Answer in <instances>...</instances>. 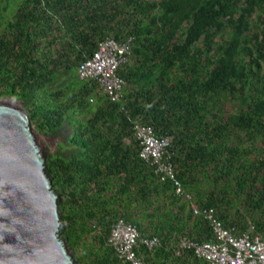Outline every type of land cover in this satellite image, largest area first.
Instances as JSON below:
<instances>
[{"label": "trees", "instance_id": "obj_1", "mask_svg": "<svg viewBox=\"0 0 264 264\" xmlns=\"http://www.w3.org/2000/svg\"><path fill=\"white\" fill-rule=\"evenodd\" d=\"M17 4L0 15V102L21 103L40 135L70 133L47 163L79 264H130L109 242L121 221L137 229L144 264H208L182 249L217 243L195 209L264 239V0ZM130 38L118 100L81 80L102 42ZM139 126L171 139L175 180L142 158Z\"/></svg>", "mask_w": 264, "mask_h": 264}, {"label": "water", "instance_id": "obj_2", "mask_svg": "<svg viewBox=\"0 0 264 264\" xmlns=\"http://www.w3.org/2000/svg\"><path fill=\"white\" fill-rule=\"evenodd\" d=\"M0 102V264H79L29 114Z\"/></svg>", "mask_w": 264, "mask_h": 264}, {"label": "built area", "instance_id": "obj_3", "mask_svg": "<svg viewBox=\"0 0 264 264\" xmlns=\"http://www.w3.org/2000/svg\"><path fill=\"white\" fill-rule=\"evenodd\" d=\"M133 42L134 38L122 43L113 39L102 42L96 54L81 65L79 69L81 80L99 81L105 93L112 96L114 100H118L119 93L125 83L117 76V71L122 65L128 63L132 55ZM137 138L143 145L142 158L156 167L157 173L165 176L163 180H175L173 165L164 161L166 151L172 143L171 139H158L152 129L141 126L137 128ZM176 186L177 193L183 195L184 190L181 184L176 182ZM202 214L211 221L217 243L197 245L184 240L182 249L194 250L197 256L208 264H264V239L260 236L251 237L249 233H244L241 237L236 238L234 236L235 229H226L216 217L214 210L209 209L201 213L195 209L196 216ZM139 237L136 228L121 221L112 229L109 242L124 261L130 264H144L141 259L137 258L134 251ZM159 244L158 239L145 241V245L150 251L157 248Z\"/></svg>", "mask_w": 264, "mask_h": 264}, {"label": "rangeland", "instance_id": "obj_4", "mask_svg": "<svg viewBox=\"0 0 264 264\" xmlns=\"http://www.w3.org/2000/svg\"><path fill=\"white\" fill-rule=\"evenodd\" d=\"M20 0H8V1H4V0H0V15H9L10 10L5 14V12H3L2 10L4 8H7L8 6L11 7V11L13 9H16L18 6V2ZM12 104H14L17 107H20L21 109H23V105L21 103H18L16 101H11ZM36 131V130H35ZM36 136H37V141L38 143L41 145L42 149H43V154L44 156L48 159L49 157H51L52 155L56 154L57 152H59V145L62 144L63 142H65L66 139H68V136L70 135V133L68 134H63L61 135L59 138H52V137H45L43 135H40L39 133H37V131L35 132Z\"/></svg>", "mask_w": 264, "mask_h": 264}, {"label": "clouds", "instance_id": "obj_5", "mask_svg": "<svg viewBox=\"0 0 264 264\" xmlns=\"http://www.w3.org/2000/svg\"><path fill=\"white\" fill-rule=\"evenodd\" d=\"M125 83V82H124Z\"/></svg>", "mask_w": 264, "mask_h": 264}]
</instances>
